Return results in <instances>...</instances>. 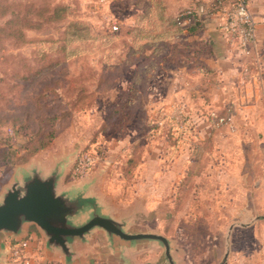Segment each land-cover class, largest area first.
<instances>
[{
    "label": "rangeland",
    "instance_id": "1",
    "mask_svg": "<svg viewBox=\"0 0 264 264\" xmlns=\"http://www.w3.org/2000/svg\"><path fill=\"white\" fill-rule=\"evenodd\" d=\"M195 1L0 0V193L33 157L82 148L106 157L95 167L103 166L117 193L127 196L152 178L164 183V202L177 189L176 212L163 229L179 264H217L237 211L232 200H255L257 214L264 212V112L205 110L203 96L169 79L181 64L167 55L169 45L154 55L146 43L162 18ZM24 74L29 79L19 81ZM43 84L52 88L43 112H61L54 121L36 107ZM221 111L227 121L213 128L210 114ZM50 130L51 143L29 154ZM128 150L140 156L130 175L123 169ZM263 233L264 223L258 241ZM255 238L243 232L237 239L249 246Z\"/></svg>",
    "mask_w": 264,
    "mask_h": 264
},
{
    "label": "crops",
    "instance_id": "2",
    "mask_svg": "<svg viewBox=\"0 0 264 264\" xmlns=\"http://www.w3.org/2000/svg\"><path fill=\"white\" fill-rule=\"evenodd\" d=\"M205 1L208 3L210 0ZM247 1L256 24V39L249 51L241 49L224 34L226 8L212 12L205 19L204 26L194 33H183L169 40L171 52L167 54V51L166 54L180 55L172 58L181 63L174 72L169 73V79L182 80L180 89L187 95L203 96L201 105L205 110L230 108L243 112L260 109L264 112V0ZM244 68L249 69L246 80L242 78ZM155 77L158 78L157 75ZM171 92L178 93L176 89ZM72 153L73 149L70 148L58 154L68 158L60 178L59 190L84 189L87 196L97 199L102 213L117 221H124V227L129 232L152 231L163 234L170 240L173 258L179 264L175 256L178 249L163 229L176 212L177 189L172 198L164 202L162 197L166 187L164 183L159 184L152 178L149 182L145 179V183L141 182L129 195L124 196L122 192L117 193V190L108 186L107 175L102 168H95L87 182L74 178ZM56 157L45 158L40 162L33 157L31 161L46 172ZM163 202L165 204H161ZM246 202L245 205L240 199L231 202L237 211L232 217L228 216V227H233L231 230L227 227L224 245L219 247L218 262L227 243L229 253L226 264H264V233L259 240L261 246L257 236V230L264 223V212L257 214L259 210L255 200L248 199ZM213 205L214 201H209L207 206ZM243 232H249L254 237L256 235L254 244L246 246L238 241V233ZM23 240L27 242V255L36 256V261L43 264H65L64 256L59 251L45 249L44 235L31 223L25 224L18 236L0 232V264L6 263L7 248ZM72 250V264H168L158 241L111 240L102 229L92 230L85 241L75 242Z\"/></svg>",
    "mask_w": 264,
    "mask_h": 264
},
{
    "label": "water",
    "instance_id": "3",
    "mask_svg": "<svg viewBox=\"0 0 264 264\" xmlns=\"http://www.w3.org/2000/svg\"><path fill=\"white\" fill-rule=\"evenodd\" d=\"M82 148L74 150L72 169L83 152ZM32 160V159H31ZM29 161L14 175L11 183L0 193V232L18 236L25 224H34L45 237V249L57 250L64 256L65 264H72L73 244L85 241L94 229H102L111 240L133 242L138 240L158 241L168 264H176L170 240L158 232H129L124 221H117L101 212V206L93 196H87L84 189L59 190V182L67 157L54 158L48 171ZM101 159L93 158L87 170L81 175H73L78 180H86ZM102 164H107L106 157ZM103 168V166L101 167ZM232 226L228 227L231 230ZM12 247L5 252L6 263L10 261ZM229 247L218 264H226Z\"/></svg>",
    "mask_w": 264,
    "mask_h": 264
},
{
    "label": "trees",
    "instance_id": "4",
    "mask_svg": "<svg viewBox=\"0 0 264 264\" xmlns=\"http://www.w3.org/2000/svg\"><path fill=\"white\" fill-rule=\"evenodd\" d=\"M205 0H196L191 5L187 6L186 8H182L177 14L172 17L166 16L162 18L160 24L154 27V34L150 42H146L147 44H154V55H158L160 51H162L163 44H168L171 38L176 36H181L183 33H194L195 31L201 29L205 24V19L212 13L219 10H223L224 8L228 9L232 4L233 0H210L208 3H205ZM190 10L192 11L191 14H184L185 11ZM145 43V44H146ZM37 72L35 75L39 74ZM28 75V74H27ZM27 75H20L17 76V79L26 80L29 79ZM51 86L48 84H43L37 91V99H36V107L39 110V113L44 117L46 121H54L61 115V112L54 111L52 114H45L43 110L46 107V104L42 101L46 95H48L47 91H51ZM66 113V112H65ZM220 115L226 116V113L221 111ZM11 120V119H10ZM211 125L214 128L215 124L211 121ZM43 127V126H41ZM23 130L28 129V125L23 122L20 126ZM34 135L39 134V127L37 130L33 131ZM55 130L48 131L45 136L43 134L39 135L37 138L38 145L31 151L32 154L38 151L41 148H44L48 144L51 143L54 137ZM48 135V138L44 139ZM86 152V151H85ZM127 159L124 163V172L126 175H130L131 171L134 169L136 164L140 160V156H134L132 151L128 150L126 154Z\"/></svg>",
    "mask_w": 264,
    "mask_h": 264
},
{
    "label": "built area",
    "instance_id": "5",
    "mask_svg": "<svg viewBox=\"0 0 264 264\" xmlns=\"http://www.w3.org/2000/svg\"><path fill=\"white\" fill-rule=\"evenodd\" d=\"M192 11L187 10L184 14H191ZM224 34L241 49L250 50L256 39V24L253 15L248 6L247 0H233L232 4L226 11L225 22L223 24ZM249 76V69L244 68L242 78L246 80ZM210 119L214 124L219 125L227 121V117L216 112L210 114ZM93 157L83 151L77 158L73 169V175H81L84 173ZM12 253L10 261L13 264H32L31 259L27 255V242L21 241L11 245Z\"/></svg>",
    "mask_w": 264,
    "mask_h": 264
}]
</instances>
